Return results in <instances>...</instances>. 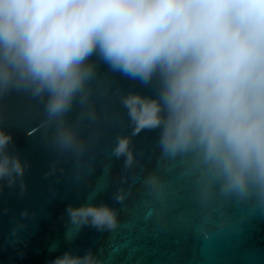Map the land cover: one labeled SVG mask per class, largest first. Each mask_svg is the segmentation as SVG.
Wrapping results in <instances>:
<instances>
[{
	"label": "clouds",
	"instance_id": "obj_1",
	"mask_svg": "<svg viewBox=\"0 0 264 264\" xmlns=\"http://www.w3.org/2000/svg\"><path fill=\"white\" fill-rule=\"evenodd\" d=\"M94 56L113 73L158 85L155 96L117 89L131 132L118 133L109 153L123 159L116 203L141 194L144 220L167 225L170 200L190 184L198 217L190 226L205 239L229 207L264 215V0H0V100L17 93L36 102L53 171L69 162L91 170ZM156 130L159 155L146 171L133 138ZM13 142L0 125V189L18 186L23 195L29 165L10 151ZM66 213L68 238L84 226H121L120 209L107 203ZM50 264L104 258L65 251Z\"/></svg>",
	"mask_w": 264,
	"mask_h": 264
},
{
	"label": "water",
	"instance_id": "obj_2",
	"mask_svg": "<svg viewBox=\"0 0 264 264\" xmlns=\"http://www.w3.org/2000/svg\"><path fill=\"white\" fill-rule=\"evenodd\" d=\"M92 59L98 65L93 101L99 119L85 133L93 136L90 171L86 164L77 172L70 162L53 171L56 157L40 138L36 102L17 93L0 100V125L14 141L10 151L29 165L23 195L18 186L0 189V264H50L65 251L83 255L89 250L102 255L104 264H264V215L252 214L247 205L229 207L227 216L220 218V227L205 239L190 226V222H198L191 213L195 205L190 184H183L180 199L170 200L167 225L144 220L142 210L137 209L141 194H134L125 205L113 200L123 159L110 160V149L118 133L131 132L117 89L155 96L158 85L155 78L149 85H141L111 72L97 57ZM158 133L143 131L133 138L137 158L146 171L157 163ZM89 202L120 209L121 226L114 232L84 226L68 238L72 226L66 208ZM24 209L28 216L21 218ZM181 212L187 217L180 216ZM13 229L17 231L13 233Z\"/></svg>",
	"mask_w": 264,
	"mask_h": 264
}]
</instances>
